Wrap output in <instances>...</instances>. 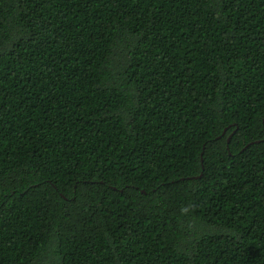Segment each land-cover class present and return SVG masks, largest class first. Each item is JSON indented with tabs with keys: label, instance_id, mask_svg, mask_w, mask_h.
<instances>
[{
	"label": "trees",
	"instance_id": "16d2710c",
	"mask_svg": "<svg viewBox=\"0 0 264 264\" xmlns=\"http://www.w3.org/2000/svg\"><path fill=\"white\" fill-rule=\"evenodd\" d=\"M0 264H264V0H0Z\"/></svg>",
	"mask_w": 264,
	"mask_h": 264
}]
</instances>
